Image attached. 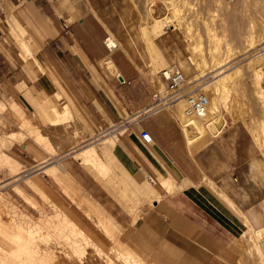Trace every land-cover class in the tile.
<instances>
[{
    "label": "crops",
    "instance_id": "1",
    "mask_svg": "<svg viewBox=\"0 0 264 264\" xmlns=\"http://www.w3.org/2000/svg\"><path fill=\"white\" fill-rule=\"evenodd\" d=\"M6 4L36 43L34 57L24 59L14 40H6ZM118 7L116 0H0V103L26 111L52 99L68 104L89 129L119 131L111 148L118 173L125 170L139 182L148 175L158 180L154 189L161 197L153 196L141 213L133 203L116 201L129 210L132 248L151 264H239V240L249 227L264 255V153L248 124H224L206 142L192 143L196 132L185 130L176 111L148 110L154 93L145 75L150 59L146 52V59L139 57L129 30L114 27ZM70 17L66 30L62 19ZM111 33L124 48L108 49ZM163 33L154 43L164 62L173 63L176 53L168 52L165 37L161 42ZM107 57L125 82L104 71ZM68 173L89 191L78 173ZM88 173L103 186L106 178ZM159 177L169 179L171 189Z\"/></svg>",
    "mask_w": 264,
    "mask_h": 264
},
{
    "label": "rangeland",
    "instance_id": "2",
    "mask_svg": "<svg viewBox=\"0 0 264 264\" xmlns=\"http://www.w3.org/2000/svg\"><path fill=\"white\" fill-rule=\"evenodd\" d=\"M116 2L120 8L118 7L119 12H117L115 18L112 19L114 21V27L117 30L120 29L125 32H127L126 30H129V34H126V36H128L130 44H139L138 48H140L141 51L138 54L139 57L146 59V52L150 59V68L152 67V69L145 75L148 80L152 82L154 91H160L164 95L169 93L167 84L161 77L162 69L177 66L183 70L184 68L181 64V59L184 58L187 61L192 60L190 42L194 41L195 43L197 41L199 45L197 51L201 56H208L210 53H213L216 57L223 59L225 57L228 58L230 54H233L229 58H232V60L235 59V61L226 67L227 71L233 70L238 66L241 67V70L236 74V79L239 81V84L229 91L230 96L228 99L230 100L231 97L232 100H234L231 101L234 105L228 107L223 100L221 101V114H225L226 122H223L220 127L216 125L217 129L215 128L213 133L220 129L224 124L230 122L241 120L253 124L255 123L254 116L258 117L264 114V108L257 104L253 94L254 86L251 78V69L246 67L249 60H251L254 62V66L257 69H262L263 75L261 78V84L264 87V0H247L245 2L243 0H154L153 3H150L151 0H116ZM148 6L152 7V13L155 16H163L171 13L173 11L172 8L177 6L180 10V16L185 20V23H188L189 25L188 30L190 34L186 31L185 27L184 29H179V22H177V27L169 26L164 28L165 32L163 33L164 36L161 38V42H163L165 37L167 39L165 45L169 46L170 49L168 52L173 54L176 53L174 56L175 62L173 63H166L161 59L156 63V59L153 58L151 54V48L148 44L149 35L146 34L142 28V24L146 22ZM62 8H65L64 3L62 4ZM11 11L12 6L6 4V12L8 13V29L6 30L5 35L7 36L6 40H9V42L14 40L21 56L27 60L30 57H34L37 45L32 41L33 38L28 32H23V30L21 32L19 27L20 23L18 24V21L16 23L18 26H15L16 24L14 22H16V20L11 14H9ZM119 16L121 18H119ZM120 20H122V22H120ZM62 21L64 26V22L69 23L73 20L70 17L63 18ZM130 30L134 32L133 38L131 37ZM188 35L191 38L188 37ZM29 37L30 39H28ZM112 37L113 39L115 38L111 33L110 38ZM23 40L30 44V50L22 46ZM115 40L119 45L118 48H124L118 38H115ZM239 56L240 58L236 60ZM259 58H261V61H258ZM102 65L104 66V71L109 75H118V71L115 69V65L110 57L105 58ZM208 70H211V68H207L206 71ZM195 71L196 74L199 73L197 70H194V72ZM214 74H216L215 71H210L207 75H202V77L205 80H213ZM185 75L187 81L183 85L184 90L181 92L182 95L190 90L193 91L189 87L194 83H191L189 86L188 83L193 81L194 73H186ZM52 104H55L60 110L63 108L59 102L52 101V99H44L42 105L38 104L37 108L33 107L26 111L15 104L6 106L2 102L0 103V117L4 116L11 121V123L8 122L4 125L0 123V153L5 152L11 157L10 163H0V207H3L6 210L7 213L5 216L7 218L11 217L10 219H13L14 222L16 221V223L20 224L25 229L31 227L33 231L36 230V238H33V240L38 244V251L41 253L54 252L55 255L62 253L63 256H65L64 259L67 258L69 261L73 260L72 262L74 264H94V262L88 258V255L91 253L96 254V251L97 254L103 258L102 261L104 262L107 259L108 254L111 252L118 254V257H120V252L127 248H132L130 241L131 225L130 215L125 213V211L128 212L129 210L127 211V208L125 207L120 208L121 206L119 207L116 201H124L129 204L133 203L134 208L137 209L138 206V212L141 213L144 207L153 205V196L157 198L161 197V195L156 192L155 194H147L146 189H154L157 185L156 181L158 180L157 178H154V181L152 180L153 178L151 179L148 175L143 183L144 188H140V191L138 185L135 187L133 186L134 180L129 178L131 176H124L120 171L118 173L119 167L115 162L113 172L111 170L105 175H101L96 167L81 163L76 157V153L92 144H97L99 147L104 148L102 140L106 136L118 133V131H104V129L94 131L93 129H89L82 122L80 116L75 112L72 116H61L57 121H51L46 116L45 112ZM185 107L184 104V110ZM229 108L240 112H247L246 119H235V117H231V115L229 116L227 112V109ZM177 116L186 130V128H188V117L184 118L181 113H178ZM26 121H29L30 123L27 124ZM249 124L248 127L255 139ZM125 127L126 126L122 127V129L124 130ZM16 131L17 133L13 134V132ZM212 136L213 135H209L206 139L208 140ZM109 154L112 156V152ZM44 159L48 160L43 162ZM54 165L60 168L61 171L59 172V175L66 179L67 177L65 174L70 176L68 173L70 169H73L74 172L78 173L80 179L83 180L85 184H88V192H92L91 194L93 197L100 201L108 214L117 217L122 224L117 229L119 234L118 240L112 239L111 237L109 238L110 235L108 236L107 233L103 232L104 229L98 224L96 216L91 214L89 216L84 209L77 207V204L66 196L61 185L53 178L49 171L45 170L47 166ZM88 171L96 173L98 179L99 176L103 179L106 178L103 183H101L103 186H100L93 177L89 176L90 174ZM110 175L115 176L116 179L114 178V180L110 178ZM31 176H34V178L40 177L38 179H40L45 186L47 185L46 187L51 192L53 196L52 200H59V202L70 207L71 211L75 213L77 219L80 218L79 220H82L81 222L90 228V232H93L91 234L94 241H90L88 244L85 243L82 237H79V242H75L74 236L70 233L69 226L63 225L65 220L59 214L60 208L55 207L53 205L54 202H50V199L45 200L44 198H41L33 187L28 184L27 179ZM126 178L133 183V185L127 186L132 189H123V181H126ZM88 192L85 189L81 190V197L83 199H85V197L86 199L88 197L91 198V194ZM20 193H22V195ZM26 196L30 198V202ZM32 205L35 206L33 207ZM122 209H124V211ZM108 214L106 215L108 216ZM40 225H45L46 227L43 229L38 228ZM59 229H61V232ZM43 230L49 232V240L43 239V237L40 236L43 234ZM68 237L70 239H68ZM97 237L98 239H96ZM244 239L245 237L243 236L239 240V264H257L256 253L252 252V250L249 251V249L244 246ZM120 240H123V246L121 245L122 243ZM14 247V239L11 238L10 235L3 234L0 231V264H45L40 258V255L33 260L34 263H28L29 257L26 254L22 255L23 258L10 254L8 250L13 249ZM79 248H81V250ZM83 250L85 251L84 253H82ZM133 250L139 255L137 258H142L145 264H151L147 257L139 251L135 249ZM101 251L102 253H100ZM70 253L73 254V256L67 255ZM137 258L134 257L132 264H138L136 262ZM55 259L58 264H66L58 255Z\"/></svg>",
    "mask_w": 264,
    "mask_h": 264
},
{
    "label": "bare ground",
    "instance_id": "3",
    "mask_svg": "<svg viewBox=\"0 0 264 264\" xmlns=\"http://www.w3.org/2000/svg\"><path fill=\"white\" fill-rule=\"evenodd\" d=\"M243 1L245 2L247 0H243ZM153 2H154V0H151L150 3H153ZM172 9H173V11L171 13L165 14L163 16H155L152 13V11H153L152 7H150V6L147 7V13H146L147 16H146V20H145L146 22H144V24H142V28H143L144 32L149 35L148 44L153 49L154 58H156V60L157 59L163 60V58H162L159 50L155 46L154 40L157 36H159L161 33L164 32L165 27L166 28L169 26L177 27V24H178L177 22H179V29H184V27H185L186 31L189 33V30H188L189 25H188V23H185V20H183L182 17L180 16L179 7L174 6V8H172ZM14 21H12V22H14ZM14 23L16 24L17 21ZM15 26H18V25L16 24ZM19 27H20L21 32H22V30H23V32L24 31L27 32L26 29L21 24H19ZM188 37H190V36L188 35ZM28 39H30V37ZM32 41H34V40H32ZM109 41L111 43H116L118 46L117 41L115 39H113V37L110 38ZM250 44H251V42H250ZM22 46L27 48L28 50H30V47H31L30 44L27 41L24 42V40H23ZM198 48H199V45H198L197 41L195 43H194V41L190 42V49L192 52V56H191L192 60L187 61L184 58L181 59V64L184 68L181 71L184 74L194 73V76H193L194 79L192 82L188 83V86L191 83H194V84L192 86H190L189 88H191L195 92H203L208 97V105H207L206 112H204L202 115H197V116H193L191 118H189V117L187 118L188 119L187 120L188 121V124H187L188 128H186L187 131L196 132L195 136L190 139V141H192V143H194V142L198 143L200 141L206 142V140H207L206 138L209 135H215V133H213V131L216 128V125H218L220 127V125H222L223 122H226V118L224 116L225 114L224 115L221 114L220 104H221V101L223 100L225 102V105L228 107L230 105H234V103L231 102L234 100H232L231 97H230V100L228 99V97L230 96L229 91L232 88H234V86L239 84V81H237V79H236V74L241 70V67L238 66L233 70L227 71L226 67L229 64H231L233 61H235V59L232 60V58H229L233 54L232 55L230 54L228 58L225 57L223 59L216 57V55H214L213 53H210L208 56L207 55L201 56L200 54H198V51H197ZM239 58H240V56L238 58H236V60ZM258 61H261V58H259ZM171 67H177V66H171ZM171 67H166V68H171ZM246 67L251 69V78H252V83L254 86L253 94L255 96L256 102H257V104L261 105L264 108V87L261 84V78L263 75L262 69H257L254 66V62H252L251 60H249ZM178 68H180V67H178ZM207 68L208 69L211 68V70L206 71ZM198 69H199V71H198ZM194 70H197V72H199V73L196 74V71L194 72ZM210 71L216 72V74L213 75L214 79L213 80L212 79H210V80L209 79H207V80L203 79L202 75H205V74L207 75V73H209ZM161 77H162V71H161ZM162 79H163V77H162ZM164 82H165V80H164ZM186 86H187V84H186ZM42 93H44V92H42ZM186 102H187V97L183 95V96H180L179 98L172 100V102H170V104H169V107L174 109V111H176L177 114L181 113L183 115V117L185 118V117H187L185 114V110H184V104L186 106ZM227 112H228L229 116L231 115V117H235V119H239V118L246 119V117H247V114H246L247 112H240V111H236V110H233L230 108L227 109ZM45 114L51 121H57L61 116H63V117H69L70 115L72 116L73 111L71 110V108L68 104L63 106L62 110H60L55 104H52L51 107L48 110H46ZM254 118H255V123H253V124H249L248 122L247 123L249 124L250 128L252 129V132H253L255 139H256V142H257V145L264 152V114L260 115L258 117L254 116ZM0 123L2 125L6 124L7 123L6 119H4L3 117H0ZM26 123L29 124L30 122L26 121ZM15 133H17V131L13 132V134H15ZM11 135H12V133H11ZM116 139H117V133H114L110 136H106L102 140V143L104 144V148L99 147L97 144H92V145H89V146L83 148L78 153H76V157L78 159H80L82 161V163L96 167L101 175H105V174L109 173L111 170L113 172L114 162L117 166H118V164L116 163V159L114 157H112L109 153L111 152L112 146L115 145ZM47 160L44 159L43 162H45ZM10 161H11V157L7 153H5V152L0 153V163H2V162L10 163ZM45 170L49 171L52 174L53 178L61 185L66 196L69 197L71 199V201H73L75 204H77V207L84 209L89 214V216H90V214L96 216L98 224L101 225L102 228L104 229L103 232L107 233L108 236L110 235L109 238L111 237L112 239H117V240L119 239L118 238L119 234H118L117 229L119 228L120 225H119L118 221L115 220L113 215L108 214L106 212L105 208L100 203V201H98L96 198H94L91 195H90L91 198L88 197L86 199V197H85V199H83L81 197V190L84 189L83 186L75 178H72L71 176H68L67 174H65L67 179L64 178L63 176L59 175V172L61 170L56 165L49 166V167L47 166V168ZM14 174H15V172H14ZM123 174H124V176H126V175L130 176L128 174V172L125 170H123ZM38 178H40V177H38ZM38 178H34V176L29 177L27 179L28 184L33 187V189L41 196V198H44L45 200L50 199V202H54L53 205L55 207L60 208L59 214L65 220L63 222L64 223L63 225L69 226V228H70L69 230L71 231L70 233L72 234V236H74L75 242L76 243L79 242L78 241V240H80L79 237H82V239L85 241V243H88V244L90 243V241H94L93 236L91 234L93 232H90V228H88L87 225H85L83 222H81L82 220L80 221L79 220L80 218L77 219L75 213H73L71 211L70 207L66 206V204L59 202V200L58 201L52 200L53 196H52L51 192L49 191V189L46 187L47 185L45 186L44 183L42 181H40V179H38ZM110 178L116 179L115 176H111V175H110ZM159 179H160V183L162 186L167 188V190L171 189V183H170L169 179H166L163 177H159ZM144 182H145V180L141 181V182L134 180V185H133V183L130 182L129 179H127L126 181H123L122 186L124 187L123 189L126 190V189H132L131 187H127L129 185H133L134 187L138 185V189L140 190V188L141 189H142V187L144 188V185H143ZM141 185H143V186H141ZM146 189H147V193H155L156 192L155 189H151V188L150 189L146 188ZM143 192H145V191H143ZM20 194L22 195V193H20ZM26 198L30 202V198L28 196H26ZM55 198H56V196H55ZM237 211H238V209H237ZM6 213H7L6 210L3 207H0V231L3 234L10 235V237L14 239V243H15V247L13 249L8 250L10 252V254H13L16 257H22V258H23L22 255L26 254L29 257L28 263H30V262L34 263L33 260L35 258H37L38 255H40V258L44 261L45 264H58L56 259H55L58 255L61 260H64L63 261L64 263L74 264L72 262L73 260L69 261L67 258L64 259L65 256H63L62 253H58L55 255L54 252H50V253L42 252L41 253L40 251H38V244L33 240V238H36V236H35L36 230L33 231L31 229V227H28L25 229L23 226L16 223V221L14 222L13 219H10L11 217L7 218L5 216ZM105 213L108 214V216ZM44 227H46V226L45 225L44 226L43 225L38 226V228H41V229H43ZM61 229H59V231ZM259 230H261V229H259ZM43 231H44L43 234L40 236L43 237V239L49 240V237H50L49 232H46V230H43ZM263 231H264V229H263ZM243 236L245 237V239L243 240L244 246H246V248H248L249 251L252 250V252L256 253L257 264H264V255L262 254L263 252H261L263 249L260 246V241H259L257 232L252 227H249V229L243 234ZM68 239H70V238L68 237ZM96 239H98V237ZM120 241L122 243L121 245L123 246V244H124L123 240H120ZM49 244H48V246H49ZM91 245H92V243H91ZM45 248H46V246H45ZM81 248H83V247H81ZM81 248H79V249L81 250ZM52 250H53V247H52ZM84 252L85 251L83 250L82 253H84ZM100 253H102V251ZM67 255L73 256V254H71V253L67 254ZM119 256L120 257H118V254H114L113 252H111L108 254L107 259L104 262V261H102L103 258L100 257V255L97 254V251H96V254H92V253L89 254L88 258H90L91 261L94 262V264L95 263L96 264H132V261H134L133 260L134 257H136V258L139 257V255H137V253L132 248H127L126 250L120 252ZM136 262L138 264H145V262L143 261L142 258H137ZM40 264H42V263H40Z\"/></svg>",
    "mask_w": 264,
    "mask_h": 264
},
{
    "label": "built area",
    "instance_id": "4",
    "mask_svg": "<svg viewBox=\"0 0 264 264\" xmlns=\"http://www.w3.org/2000/svg\"><path fill=\"white\" fill-rule=\"evenodd\" d=\"M64 28L67 30L69 28V23L64 22ZM109 38L110 35L106 37L105 44L110 51H113L117 49L118 46L116 43H111ZM117 77L120 79V81L125 82V79L121 75H117ZM162 77L167 83L169 93L164 95L160 91H154L152 96V104L148 110H153L161 106H169L172 100L184 95L187 97V104L185 107V114L187 117L191 118L193 116L202 115L204 112H206L208 97L205 93L189 91L181 95V92L184 90L183 85L186 83L187 78L180 68H165L162 70ZM140 132L142 138L145 141H151L149 132H147L145 129H142Z\"/></svg>",
    "mask_w": 264,
    "mask_h": 264
}]
</instances>
